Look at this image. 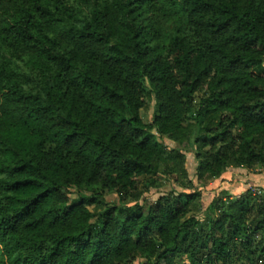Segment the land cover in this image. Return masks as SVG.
Instances as JSON below:
<instances>
[{"label":"trees","instance_id":"obj_1","mask_svg":"<svg viewBox=\"0 0 264 264\" xmlns=\"http://www.w3.org/2000/svg\"><path fill=\"white\" fill-rule=\"evenodd\" d=\"M0 15V264H264L263 197L216 196L211 228L197 218L228 168L264 169V0H0ZM158 135L195 149L197 184ZM159 173L188 189L149 202Z\"/></svg>","mask_w":264,"mask_h":264},{"label":"rangeland","instance_id":"obj_2","mask_svg":"<svg viewBox=\"0 0 264 264\" xmlns=\"http://www.w3.org/2000/svg\"><path fill=\"white\" fill-rule=\"evenodd\" d=\"M0 17H1V15H0ZM173 25H174L173 22H169V23L165 24V27L170 28ZM155 104H156V101L154 99L151 101V103L149 104L147 109L142 110L141 116H142V119L144 120V122L150 123L153 121ZM158 138L161 142H163L168 147V150H170V151L177 149V148H180L183 150V152L186 155V160H187L186 161V167L188 170L189 179L194 181V183L197 184V182H198V180H197L198 160H197L195 149H185L181 145H179L178 143H176V142H174V141H172V140H170L164 136L158 135ZM234 169H236V170H234ZM249 173H251V174H249ZM260 173L264 174V169L262 170V168H260V167H256L253 170L238 169V168L230 167L224 172L222 178L212 182L209 186L202 188V192H203L202 203H203L204 211L202 213H199V215L197 216L201 225L207 229L211 228L212 223H209L208 221H206V218L210 213H209V211H207L205 209L212 202L214 197L217 196V199L219 200V202L224 201V200L225 201L231 200V199L235 200V199L241 197V195L248 190H250V193L254 194V192L251 190V188H253V187L257 186V187H262V189H263L264 186L254 184V183H259L260 181L257 182V180L252 181V180L248 179V177H249L248 174L249 175L259 174V176H260ZM148 180L152 183L151 185H149V187L151 189L150 192L147 193L145 196L149 202H153V201L157 200L159 197L167 194L169 191H172V190H178V191L183 190V191H185L188 189V188H186V186H178L177 183H175L172 179H170L169 177L165 176L162 173L151 176ZM146 186L147 185L145 184L144 187H146ZM79 193H82L83 195H87V196L89 195L88 192H84V191L79 192L77 189L74 188L72 190L71 197L77 198L79 196ZM255 196H257L259 198L260 197L264 198V196H259V195H255ZM106 201L111 205L112 204H114V205H120L121 204L120 198L115 192H107L106 193ZM259 238H260V236L258 235L257 239H259ZM166 263L167 264H189L190 263V255L186 254L184 251H180V252H177L175 255L169 257V259L167 260ZM130 264H149V263L146 259L138 258V259L132 261Z\"/></svg>","mask_w":264,"mask_h":264},{"label":"crops","instance_id":"obj_3","mask_svg":"<svg viewBox=\"0 0 264 264\" xmlns=\"http://www.w3.org/2000/svg\"><path fill=\"white\" fill-rule=\"evenodd\" d=\"M234 170H236V169H234ZM249 174H251V173H249ZM248 174V179H250V180H252V181H255V180H257V182H259V183H254V184H258V185H260V186H264V174H261L260 173V176H259V174H254V175H249ZM244 175V174H243ZM225 177V176H224ZM244 177V176H243ZM252 183V182H251Z\"/></svg>","mask_w":264,"mask_h":264},{"label":"built area","instance_id":"obj_4","mask_svg":"<svg viewBox=\"0 0 264 264\" xmlns=\"http://www.w3.org/2000/svg\"><path fill=\"white\" fill-rule=\"evenodd\" d=\"M251 190L254 192L255 195L264 196V188L262 187H253Z\"/></svg>","mask_w":264,"mask_h":264}]
</instances>
